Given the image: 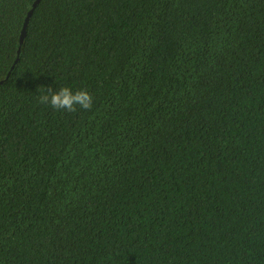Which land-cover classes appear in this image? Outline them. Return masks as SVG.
Returning a JSON list of instances; mask_svg holds the SVG:
<instances>
[{
	"label": "trees",
	"instance_id": "trees-1",
	"mask_svg": "<svg viewBox=\"0 0 264 264\" xmlns=\"http://www.w3.org/2000/svg\"><path fill=\"white\" fill-rule=\"evenodd\" d=\"M33 1L0 0V264H264V0H39L10 71Z\"/></svg>",
	"mask_w": 264,
	"mask_h": 264
},
{
	"label": "clouds",
	"instance_id": "clouds-1",
	"mask_svg": "<svg viewBox=\"0 0 264 264\" xmlns=\"http://www.w3.org/2000/svg\"><path fill=\"white\" fill-rule=\"evenodd\" d=\"M37 103L53 109L54 111L75 113L78 110L91 111L94 97L87 89L73 90L62 86L53 90L51 87L38 89Z\"/></svg>",
	"mask_w": 264,
	"mask_h": 264
},
{
	"label": "water",
	"instance_id": "water-1",
	"mask_svg": "<svg viewBox=\"0 0 264 264\" xmlns=\"http://www.w3.org/2000/svg\"><path fill=\"white\" fill-rule=\"evenodd\" d=\"M38 2L39 0H34L30 9L28 10L26 16H25V19H24V22H23V25H22V29H21V32H20V36H19V46L17 48V52H16V58L10 68V71L11 69L14 67V65L16 64V62L18 61V58H19V53H20V49H21V44H22V41H23V38H24V35H25V32H26V28H27V23L29 21V18L33 12V10L35 9V7L38 5ZM10 71L8 72L6 78L9 76L10 74ZM1 83V82H0Z\"/></svg>",
	"mask_w": 264,
	"mask_h": 264
}]
</instances>
